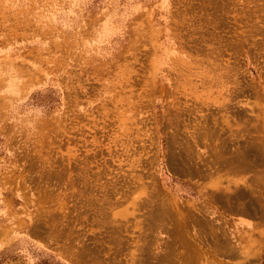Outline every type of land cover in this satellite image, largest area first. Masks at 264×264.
I'll use <instances>...</instances> for the list:
<instances>
[{"label": "rangeland", "instance_id": "rangeland-1", "mask_svg": "<svg viewBox=\"0 0 264 264\" xmlns=\"http://www.w3.org/2000/svg\"><path fill=\"white\" fill-rule=\"evenodd\" d=\"M0 264H264V0H0Z\"/></svg>", "mask_w": 264, "mask_h": 264}, {"label": "bare ground", "instance_id": "bare-ground-1", "mask_svg": "<svg viewBox=\"0 0 264 264\" xmlns=\"http://www.w3.org/2000/svg\"><path fill=\"white\" fill-rule=\"evenodd\" d=\"M178 142V141H177ZM256 148V147H255ZM256 150V149H255ZM258 151V150H257ZM243 161V160H242ZM230 162V161H229ZM250 166V165H249ZM167 213V212H166ZM174 217V216H173ZM179 228V227H178Z\"/></svg>", "mask_w": 264, "mask_h": 264}]
</instances>
